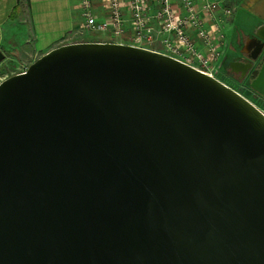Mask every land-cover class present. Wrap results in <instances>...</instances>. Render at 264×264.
Wrapping results in <instances>:
<instances>
[{"label": "water", "instance_id": "1", "mask_svg": "<svg viewBox=\"0 0 264 264\" xmlns=\"http://www.w3.org/2000/svg\"><path fill=\"white\" fill-rule=\"evenodd\" d=\"M0 264H264V114L160 51L49 49L0 81Z\"/></svg>", "mask_w": 264, "mask_h": 264}, {"label": "built area", "instance_id": "2", "mask_svg": "<svg viewBox=\"0 0 264 264\" xmlns=\"http://www.w3.org/2000/svg\"><path fill=\"white\" fill-rule=\"evenodd\" d=\"M99 1L104 8L101 19L93 0L78 2L82 28L88 32H105L116 39L124 33L128 21V44L160 51L217 78L226 42L217 13L229 17L231 9L226 5L218 0ZM27 66H21L18 72ZM249 100L264 114V105Z\"/></svg>", "mask_w": 264, "mask_h": 264}, {"label": "crops", "instance_id": "3", "mask_svg": "<svg viewBox=\"0 0 264 264\" xmlns=\"http://www.w3.org/2000/svg\"><path fill=\"white\" fill-rule=\"evenodd\" d=\"M78 2L79 0H0V81L10 73H16L15 70L22 64L29 65L49 49L61 44L79 41L129 43L131 28L128 21L118 41L105 32H84V37L79 38V32H83V20ZM93 2L101 19L104 9L102 2ZM217 17L226 38L222 48L224 55L229 42L225 28L232 24L233 18L229 21V17L221 11H218ZM126 18L128 19V15Z\"/></svg>", "mask_w": 264, "mask_h": 264}, {"label": "flooded vegetation", "instance_id": "4", "mask_svg": "<svg viewBox=\"0 0 264 264\" xmlns=\"http://www.w3.org/2000/svg\"><path fill=\"white\" fill-rule=\"evenodd\" d=\"M231 29L227 50L222 58L223 72L232 80L240 82L243 88L248 89L250 95L255 98L259 104L264 105V96L253 90L249 84L253 80V71L259 70L264 62V43L255 36V29L264 25V22H255L251 24L248 21H241ZM258 49V50H257ZM256 58L252 59V56ZM251 61V67L243 72L233 63L235 61Z\"/></svg>", "mask_w": 264, "mask_h": 264}, {"label": "rangeland", "instance_id": "5", "mask_svg": "<svg viewBox=\"0 0 264 264\" xmlns=\"http://www.w3.org/2000/svg\"><path fill=\"white\" fill-rule=\"evenodd\" d=\"M218 1L231 9L229 21L231 18H233L232 24L229 25V27L226 26V28H225V32L227 31L229 37L231 35V29L236 24L241 25L240 20L241 21H248L251 24H253L257 21L264 22V0H218ZM82 29H83V32L82 31L79 32V33H81V34H79L80 36L78 35L79 38L84 37L82 35L84 32L90 33V34L96 33V32H88L84 28H82ZM68 40L70 41L71 39H67V41ZM115 40L118 41L119 38L118 39L116 38ZM24 65L25 64H22L21 66H24ZM21 66H20V68H21ZM17 70H19V69H16L15 71L18 72ZM10 75H12V74L10 73ZM216 75H217L218 79H220L221 81H223L227 85L235 88L236 90H238L239 92H241L242 94L247 96L249 99L253 100V102L260 105L258 103V101L250 95V93L248 92V89L243 88L241 86L240 82L232 80L223 72L222 62L220 63V65L217 68Z\"/></svg>", "mask_w": 264, "mask_h": 264}]
</instances>
